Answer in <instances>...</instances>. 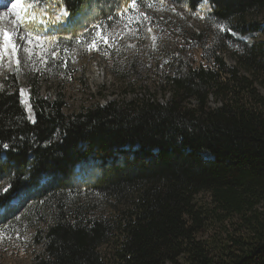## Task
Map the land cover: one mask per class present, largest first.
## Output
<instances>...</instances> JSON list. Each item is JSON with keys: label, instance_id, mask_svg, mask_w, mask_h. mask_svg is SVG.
Returning a JSON list of instances; mask_svg holds the SVG:
<instances>
[{"label": "trees", "instance_id": "trees-1", "mask_svg": "<svg viewBox=\"0 0 264 264\" xmlns=\"http://www.w3.org/2000/svg\"><path fill=\"white\" fill-rule=\"evenodd\" d=\"M62 1L74 25L100 8L110 17L101 0ZM186 1L211 8L190 35L201 62L172 53L154 82L163 103L65 115L66 41L49 74L26 79L34 123L15 80L0 91V210L29 223L42 247L34 264H264V0ZM226 42L237 68L221 56ZM90 162L99 175L80 187L75 169Z\"/></svg>", "mask_w": 264, "mask_h": 264}, {"label": "rangeland", "instance_id": "rangeland-1", "mask_svg": "<svg viewBox=\"0 0 264 264\" xmlns=\"http://www.w3.org/2000/svg\"><path fill=\"white\" fill-rule=\"evenodd\" d=\"M11 2L16 3L17 0ZM29 2L24 0L23 7H27ZM100 3L106 5L104 11L111 19L100 20L101 17L96 16L103 10L100 8L93 15L86 12L78 16L76 21L79 25H74L69 15L55 23H36L32 37L19 24L15 30L10 29V39L16 50L12 60L6 61L0 57V91L6 88L7 81L15 80L13 84L23 90L25 105L26 97H30L27 77L31 74H49V66L64 55L58 50L62 41L70 44L68 51L65 50L66 69H62L66 76L60 78L65 85L62 92L66 102L65 115L69 116L97 104L130 102L151 95L163 103L164 97L156 91L154 82L158 80V74L174 65L172 53L181 51L185 57L193 55L196 63L201 62L199 50L191 42L190 35L205 29V18L211 12L208 2H203L196 13L191 12L186 0H136L135 7L133 0H101ZM62 4V0H39L38 7L47 13L43 19L54 20L63 8ZM94 20L97 21L96 25L104 21L99 24L102 27L94 28ZM255 20L263 25L264 13L257 14ZM218 30L223 33L221 29ZM22 36L24 39H21ZM51 37L56 39L52 40ZM229 42L224 44L221 56L229 67L237 68L231 56L235 46ZM1 46L2 38L0 51ZM188 61L191 62V59ZM259 90L264 95V89L259 87ZM41 94L45 98H52V85H47ZM99 172L96 162L80 166L75 169V184L88 187L95 182ZM45 182L47 184L48 180L45 179ZM0 188L5 191L6 186L2 184ZM20 202H14L11 206L23 210ZM3 216L0 210V264H34L42 247L34 242L29 223H23L22 215H18L14 221H5Z\"/></svg>", "mask_w": 264, "mask_h": 264}, {"label": "snow or ice", "instance_id": "snow-or-ice-1", "mask_svg": "<svg viewBox=\"0 0 264 264\" xmlns=\"http://www.w3.org/2000/svg\"><path fill=\"white\" fill-rule=\"evenodd\" d=\"M18 3H20V0H17L16 3H12L11 0H0V6L4 7L7 9L8 12H11L13 9H16L18 6ZM10 5V7H9ZM39 5V0H30L29 4L27 7H22L21 11L24 12V16L19 18L18 24L20 26H23L25 30L28 32V36L32 37L34 35V30H33V25L36 23L40 24H46V23H55L63 19L64 17H67L69 15L68 11L66 9L61 8L59 11V14L55 16L54 20L52 21H46L43 19V16H45L47 13L38 7ZM133 6H136V0H133ZM151 7V5H149ZM126 10V9H125ZM203 18V17H201ZM111 19V17H109ZM94 28H99L102 27V25H93ZM218 27L221 28V30H225L222 26ZM4 48L5 50L9 47H12L13 52H15L16 48L12 44V40L10 39L9 35L7 32H4ZM36 39H40L39 36H35ZM103 39V37H101ZM21 39H24L22 36ZM50 39L55 40V37H51ZM31 40H28V43H30ZM106 42V41H105ZM95 45V41H93V46ZM25 53L28 52L27 46L24 47ZM17 64H19V61H17ZM21 95H23V90H21ZM5 148L8 147V145H4ZM7 191V189H5Z\"/></svg>", "mask_w": 264, "mask_h": 264}, {"label": "bare ground", "instance_id": "bare-ground-1", "mask_svg": "<svg viewBox=\"0 0 264 264\" xmlns=\"http://www.w3.org/2000/svg\"><path fill=\"white\" fill-rule=\"evenodd\" d=\"M24 0H20L16 9H13L11 12H8L7 9L0 6V38H2V46L0 51V57L4 60H12L14 56V52L12 47H9L5 50L4 48V32H7L9 37L11 36L10 29L15 30L18 25L19 18L24 16L23 12L20 10L23 7ZM13 44V43H12ZM26 108L27 112L30 117L33 116L32 114V105L30 102V97H26ZM89 171V170H88ZM69 181V180H68Z\"/></svg>", "mask_w": 264, "mask_h": 264}, {"label": "water", "instance_id": "water-1", "mask_svg": "<svg viewBox=\"0 0 264 264\" xmlns=\"http://www.w3.org/2000/svg\"><path fill=\"white\" fill-rule=\"evenodd\" d=\"M27 113H28V112H27ZM32 114H33V116H32V117L29 116V119L31 120L32 123H34V122H35V116H34L33 111H32ZM207 157H208V156H207Z\"/></svg>", "mask_w": 264, "mask_h": 264}, {"label": "built area", "instance_id": "built-area-1", "mask_svg": "<svg viewBox=\"0 0 264 264\" xmlns=\"http://www.w3.org/2000/svg\"><path fill=\"white\" fill-rule=\"evenodd\" d=\"M211 159H213V158H211Z\"/></svg>", "mask_w": 264, "mask_h": 264}]
</instances>
